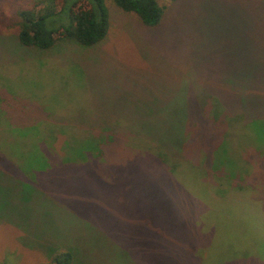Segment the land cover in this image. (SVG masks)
I'll use <instances>...</instances> for the list:
<instances>
[{
    "label": "rangeland",
    "instance_id": "1",
    "mask_svg": "<svg viewBox=\"0 0 264 264\" xmlns=\"http://www.w3.org/2000/svg\"><path fill=\"white\" fill-rule=\"evenodd\" d=\"M40 1L0 0V264L53 246L73 264H264V0H159L157 27L106 0L103 41L48 49L17 35Z\"/></svg>",
    "mask_w": 264,
    "mask_h": 264
},
{
    "label": "trees",
    "instance_id": "2",
    "mask_svg": "<svg viewBox=\"0 0 264 264\" xmlns=\"http://www.w3.org/2000/svg\"><path fill=\"white\" fill-rule=\"evenodd\" d=\"M114 2L122 10L136 14L148 27L160 25L165 15V6L159 0ZM40 3L44 4L40 9L20 5L16 11L17 35L23 45L48 49L56 42L73 40L81 46L91 47L106 38L110 28V12L106 0H42ZM245 116L227 106L212 108L208 105V119H225L224 122L231 123L238 118L248 120ZM229 126L233 127L232 124ZM105 145V140H98L97 145L87 147L92 154L97 155L103 153ZM39 156L40 159L46 158L47 168L51 167L46 154ZM65 160L71 161L67 158ZM31 177L34 178V174ZM74 256L75 252L69 247L53 246L45 264H73Z\"/></svg>",
    "mask_w": 264,
    "mask_h": 264
}]
</instances>
